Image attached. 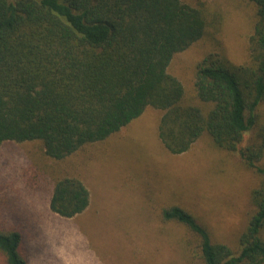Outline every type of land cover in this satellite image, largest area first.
<instances>
[{"label":"trees","instance_id":"trees-1","mask_svg":"<svg viewBox=\"0 0 264 264\" xmlns=\"http://www.w3.org/2000/svg\"><path fill=\"white\" fill-rule=\"evenodd\" d=\"M247 1L254 18L246 61L234 65L208 54L196 65L202 111L185 102L167 69L215 25L217 15L204 4L0 0V146L37 141L45 156L61 161L119 132L146 108L159 110L158 138L170 154L186 153L206 133L259 178L250 193L254 213L233 247L213 242L181 207L164 208L162 220L188 231L202 264H264V0ZM51 190L49 209L61 218L89 205L78 178L58 179ZM0 259L29 264L19 229L0 225Z\"/></svg>","mask_w":264,"mask_h":264},{"label":"rangeland","instance_id":"rangeland-1","mask_svg":"<svg viewBox=\"0 0 264 264\" xmlns=\"http://www.w3.org/2000/svg\"><path fill=\"white\" fill-rule=\"evenodd\" d=\"M182 2L204 4L218 17L167 69L185 102L206 111L194 92L196 65L208 54L243 64L254 7L247 0ZM161 116L148 107L119 132L61 161L45 156L37 141L0 146V225L22 232L29 264H202L188 231L162 220L169 206L192 213L213 242L237 244L254 213L250 193L259 178L206 133L186 153L170 154L158 138ZM64 177L78 178L89 192L87 209L71 219L49 209L52 184Z\"/></svg>","mask_w":264,"mask_h":264}]
</instances>
